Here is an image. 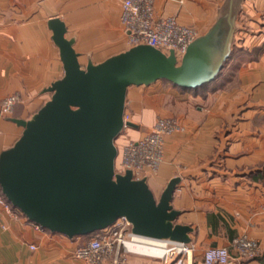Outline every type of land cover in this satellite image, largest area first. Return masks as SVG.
Here are the masks:
<instances>
[{
	"label": "crops",
	"instance_id": "1",
	"mask_svg": "<svg viewBox=\"0 0 264 264\" xmlns=\"http://www.w3.org/2000/svg\"><path fill=\"white\" fill-rule=\"evenodd\" d=\"M224 1L157 0L156 13L177 15L203 34ZM121 6V0H0V153L23 131L9 117L31 116L50 98L44 89L64 75L50 19L59 16L66 22L83 65L89 58L98 63L128 49ZM237 21L236 38L260 53L235 76L197 89L180 87L184 96L179 101L173 95L160 97L161 108L147 96H128L139 136L152 128L159 113L182 125L167 137L164 160L148 174V182L160 197L171 178L182 177L173 200L183 211L177 221L195 228V248L184 258L186 264H208L206 251L223 246L230 247L228 264H264V0H243ZM17 92L21 100L13 112L2 114V99ZM239 236L257 240L259 254H242L233 245ZM88 237L38 228L13 204L0 203V264H88L73 256ZM128 261L172 262L137 255Z\"/></svg>",
	"mask_w": 264,
	"mask_h": 264
},
{
	"label": "water",
	"instance_id": "2",
	"mask_svg": "<svg viewBox=\"0 0 264 264\" xmlns=\"http://www.w3.org/2000/svg\"><path fill=\"white\" fill-rule=\"evenodd\" d=\"M243 0H225L215 22L197 36L181 58L150 44H137L101 62L83 65L59 16L49 21L64 75L44 89L51 97L28 118L10 116L23 127L15 143L0 153V188L25 216L70 238L89 236L126 218L124 231L190 243L195 228L178 222L173 205L180 175L160 197L148 175L116 170V138L125 126L128 90L167 80L184 89L214 81L231 58ZM177 259L171 264H175Z\"/></svg>",
	"mask_w": 264,
	"mask_h": 264
},
{
	"label": "built area",
	"instance_id": "3",
	"mask_svg": "<svg viewBox=\"0 0 264 264\" xmlns=\"http://www.w3.org/2000/svg\"><path fill=\"white\" fill-rule=\"evenodd\" d=\"M120 19L126 34L128 47L137 44H150L165 53L174 49L177 56L181 58L186 52L189 44L200 35L198 27L180 22L177 15H157V0H121ZM21 100V95L10 94L1 101V113L10 115L15 105ZM129 120L125 113V121ZM182 127L180 121L175 117H159L152 129L137 140L130 141L125 149L121 161V172L126 169L134 170V177L141 178L149 173L158 171L165 156V145L167 137ZM0 203L7 207L11 203L0 193ZM35 223V222H34ZM38 228H43L35 223ZM126 218H119L110 227L96 232L88 237V240L77 246L73 251L74 258L89 264H104L112 257L115 244H125V236L134 240V233L124 231ZM127 233L126 235H124ZM233 245L247 256L259 254L260 243L247 236H239L233 240ZM35 248V245H31ZM195 245L190 243L168 241L161 257L166 262L177 258L176 264H186L184 258L193 252ZM143 250L142 246H138ZM142 253L154 255L157 246L145 245ZM231 260L230 247H213L206 251L205 261L208 264H228Z\"/></svg>",
	"mask_w": 264,
	"mask_h": 264
},
{
	"label": "rangeland",
	"instance_id": "4",
	"mask_svg": "<svg viewBox=\"0 0 264 264\" xmlns=\"http://www.w3.org/2000/svg\"><path fill=\"white\" fill-rule=\"evenodd\" d=\"M255 28H257V27H255ZM241 35H242V33H239V36H241ZM127 47H128V45H127ZM259 53L260 52H258L257 48L249 46L248 43H243V41L240 38H236L235 44L233 46V52H232L231 58L227 61L225 67L221 71L220 76L217 79H215L214 81L208 83L207 86H211L212 84H214L213 82H216L220 78H221V81L222 80L225 81V79L228 76H233V75L235 76V74H237L236 72L241 70L242 66H245L247 59L251 58L252 55L257 56ZM235 81H237V80H235ZM181 92H184V89L174 85L173 83H171L167 80L161 79V80H158L151 85H140V86L132 85L129 88L128 96H129V98L130 97L133 98V96H135L136 94H138L139 96L144 97V98H146V96H147V98L149 100H152L153 102L157 101L155 103L159 106V108H161L162 104H161V98L160 97L163 98L165 95H167V96L173 95L174 100L179 101V99H181L182 96H184V95H182ZM200 92H203V90H201ZM50 97H51V95H50ZM127 100H128V98H127ZM125 113H127L129 120L137 122L136 121V119H137L136 115L137 114H136V111L131 106L130 100L128 101V106L126 108ZM165 115H168V114H165V113L160 114L159 113L158 118L164 117ZM140 129H141V127L135 128V127H131V126H125L123 131L116 138L115 142H116V145L119 149V156L117 158V163H116V170L118 172H121V170H120L121 169V161L123 158L124 149H125L126 145L130 141L137 140V139H139L145 135L143 133L141 136H139L138 131ZM135 134H137V135H135ZM127 232H129V230H127ZM126 234L127 233H125L124 235H126ZM89 236H91V235H89ZM125 238H126V240H131L130 236H125ZM82 240L85 241L86 240L85 237H83ZM133 255L142 256V257H149V258H154V259L158 258V259L164 260V258L161 257V253L156 254V255L155 254L152 255V254H148V253L130 251L129 248L125 244L116 243L112 257L109 260H107L104 264H130L128 261V258L131 256L133 257Z\"/></svg>",
	"mask_w": 264,
	"mask_h": 264
},
{
	"label": "bare ground",
	"instance_id": "5",
	"mask_svg": "<svg viewBox=\"0 0 264 264\" xmlns=\"http://www.w3.org/2000/svg\"><path fill=\"white\" fill-rule=\"evenodd\" d=\"M168 240L166 239H159L149 236H144L140 234H134V240H133V234L131 240H126V246L129 248L130 251L135 252H141L144 251L145 245H151V246H157V252L156 254L162 253V251L165 249L166 243ZM138 246H142L143 250H139Z\"/></svg>",
	"mask_w": 264,
	"mask_h": 264
},
{
	"label": "trees",
	"instance_id": "6",
	"mask_svg": "<svg viewBox=\"0 0 264 264\" xmlns=\"http://www.w3.org/2000/svg\"><path fill=\"white\" fill-rule=\"evenodd\" d=\"M0 193L3 194L1 188H0ZM3 195H4V194H3ZM4 196H5V195H4Z\"/></svg>",
	"mask_w": 264,
	"mask_h": 264
}]
</instances>
